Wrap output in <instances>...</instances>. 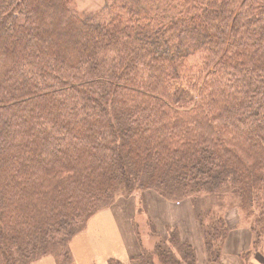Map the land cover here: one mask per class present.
I'll use <instances>...</instances> for the list:
<instances>
[{"label": "trees", "instance_id": "obj_1", "mask_svg": "<svg viewBox=\"0 0 264 264\" xmlns=\"http://www.w3.org/2000/svg\"><path fill=\"white\" fill-rule=\"evenodd\" d=\"M75 1L0 0V264H63L116 196L152 189L192 212L234 196L264 258V0ZM198 210L221 262L226 220ZM192 239L168 229L157 256L196 264ZM143 248L108 264H155Z\"/></svg>", "mask_w": 264, "mask_h": 264}, {"label": "rangeland", "instance_id": "obj_2", "mask_svg": "<svg viewBox=\"0 0 264 264\" xmlns=\"http://www.w3.org/2000/svg\"><path fill=\"white\" fill-rule=\"evenodd\" d=\"M110 2L112 0H76L72 5L78 12L94 14L105 11ZM187 62L201 63V55L190 56ZM149 191L151 192L138 191L127 197L116 196L109 207L99 211L96 217L86 223L81 232L72 237L69 243V259L62 255L60 262L63 264H108L112 258L121 261L134 260L140 253V247L143 246L144 248L141 249L143 256L150 253L152 257L156 256L155 264H163L157 256L158 248L155 247V240H162V237L168 234V229L174 231L176 228L180 237L193 238L194 245L191 244V247L196 255V264H224V260L218 263L208 261L202 241V230L195 217L196 213L194 214L195 211H199L198 208L202 210L210 207L222 214L228 225L229 232L223 245L225 246L223 256L228 258L230 255L237 254L238 259L237 262H229V264H264V258L260 257V253L257 254L250 249L249 230L243 234V239L248 240L249 246L247 245L240 252H237V242L230 238L234 231H244L241 227L246 226L249 221L248 217L237 210V199L234 196L227 194L222 206L219 207L215 198L216 193L207 195L195 202V211L192 212L188 208L190 204L188 199L165 201L158 198L153 193V189ZM111 206L113 211L106 210ZM167 246L173 256H180L179 249L174 243L170 242ZM191 253L193 256V252ZM37 258L41 260L40 257ZM131 262L137 264V261ZM32 264H38V262L33 261ZM41 264H55V261L50 263L43 259Z\"/></svg>", "mask_w": 264, "mask_h": 264}, {"label": "crops", "instance_id": "obj_3", "mask_svg": "<svg viewBox=\"0 0 264 264\" xmlns=\"http://www.w3.org/2000/svg\"><path fill=\"white\" fill-rule=\"evenodd\" d=\"M189 208H190V205H189ZM244 232L245 231H242V230H236L232 233V235L230 237V238H233L237 242V245H238L237 252H240L241 249L245 248L248 245V240L243 239ZM224 252H225V250H224ZM46 257H42V258H40L41 260L38 259L39 261L35 260L34 262L37 261L38 264H41L43 259H46L48 262L53 263V259L51 257H47V258ZM222 260H224V264H229V262H232V263L237 262L238 261L237 254L230 255V257H228V258H225L223 256Z\"/></svg>", "mask_w": 264, "mask_h": 264}]
</instances>
